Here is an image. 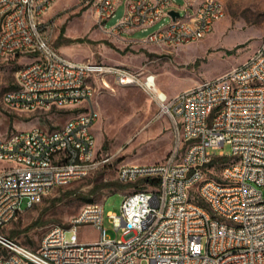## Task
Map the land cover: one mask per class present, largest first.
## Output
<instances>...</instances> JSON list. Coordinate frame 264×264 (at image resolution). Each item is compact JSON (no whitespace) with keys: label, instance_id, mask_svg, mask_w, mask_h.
Masks as SVG:
<instances>
[{"label":"built area","instance_id":"2783aa9c","mask_svg":"<svg viewBox=\"0 0 264 264\" xmlns=\"http://www.w3.org/2000/svg\"><path fill=\"white\" fill-rule=\"evenodd\" d=\"M59 0H0V63L33 56L4 93L9 109L30 114L82 107L52 130L34 126L0 135V264H264V34L242 64L168 98L153 76L95 62H74L50 43L43 16ZM89 7L111 35L146 32L142 42L176 47L207 37L226 15L221 0H75ZM124 5L123 17L106 22ZM176 11L173 18L169 12ZM141 89L172 121L174 145L162 162L124 164L118 179L135 187L123 195L120 213H108L119 240L103 228L102 203L84 205L69 227L55 226L34 250L2 235L20 212L51 189L86 177L110 156L101 155L92 128L98 111L85 106L96 82ZM231 146L232 155L212 150ZM185 146L184 151H182ZM152 180H156L152 183ZM26 200L25 209L21 208ZM90 224L99 238L81 242ZM70 233L67 236V233Z\"/></svg>","mask_w":264,"mask_h":264},{"label":"rangeland","instance_id":"374dc122","mask_svg":"<svg viewBox=\"0 0 264 264\" xmlns=\"http://www.w3.org/2000/svg\"><path fill=\"white\" fill-rule=\"evenodd\" d=\"M194 5L202 0H185ZM226 15L216 22L213 31L202 40L176 47L146 44L141 41L161 23L146 32L111 35L102 29L89 7L75 0H59L43 16L49 26L50 43L62 55L74 62H95L120 66L153 76V84L168 98L197 83L218 77L245 62L257 49L264 34V0H221ZM179 5L183 0H176ZM125 13L120 5L113 18L105 24L115 25ZM33 56L17 54L0 63V135L38 126L52 130L63 125L75 108L62 112L20 113L2 103L5 92L15 84L16 72L30 63ZM96 82V93L85 106L98 111L99 118L92 131L96 147L110 161L86 177L51 189L31 209L20 212L2 230V235L31 249H38L43 236L55 226L69 227L80 209L89 203H102L105 213L103 228L111 239L122 238L107 217L120 213L123 195L135 185L118 179V169L124 164L162 162L174 145L170 117L159 115V107L146 93L135 86H117L107 78ZM183 146L182 151H184ZM215 156L232 155L231 146L212 150ZM8 164L0 161V169ZM90 200V202H88ZM26 200L21 208L25 209ZM11 232L15 236H11ZM70 233H67L69 236ZM81 242H94L99 233L90 224L78 228ZM1 253V250H0ZM138 264H148L142 261Z\"/></svg>","mask_w":264,"mask_h":264},{"label":"water","instance_id":"95a60500","mask_svg":"<svg viewBox=\"0 0 264 264\" xmlns=\"http://www.w3.org/2000/svg\"><path fill=\"white\" fill-rule=\"evenodd\" d=\"M169 14H170L173 18H175V17H177V16L179 15L178 12H176V11H170Z\"/></svg>","mask_w":264,"mask_h":264},{"label":"trees","instance_id":"16d2710c","mask_svg":"<svg viewBox=\"0 0 264 264\" xmlns=\"http://www.w3.org/2000/svg\"><path fill=\"white\" fill-rule=\"evenodd\" d=\"M156 182V180L154 181V180H152V183H155ZM88 202H90V200H88ZM12 237L13 236H15V233L14 232H11V234H10Z\"/></svg>","mask_w":264,"mask_h":264}]
</instances>
